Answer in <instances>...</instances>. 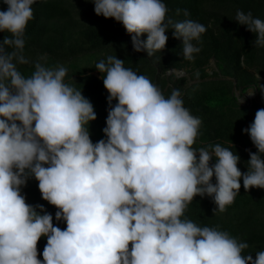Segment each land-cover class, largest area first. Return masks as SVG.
<instances>
[{"label": "clouds", "instance_id": "clouds-1", "mask_svg": "<svg viewBox=\"0 0 264 264\" xmlns=\"http://www.w3.org/2000/svg\"><path fill=\"white\" fill-rule=\"evenodd\" d=\"M35 2L2 0L7 7L0 10V32L7 33L0 41V264H264V250L253 258L245 254L247 242L185 216L197 196L212 198L214 213L225 211L241 180L246 192L264 189V108L243 130L257 152L249 151L242 173L230 148L193 147L202 121L184 107L180 89L165 96L108 55L95 64L108 109L104 138L93 143L89 125L97 115L82 91L65 82L68 69L47 65L46 54L25 55ZM88 2L98 17L123 25L137 53L163 52L169 31L182 41L184 60L201 50L206 26L173 20L163 0ZM235 22L255 34L253 46L264 47V20L237 10ZM248 95L258 97L257 89ZM32 179L57 209L56 225L44 205L26 202L22 189Z\"/></svg>", "mask_w": 264, "mask_h": 264}, {"label": "trees", "instance_id": "trees-1", "mask_svg": "<svg viewBox=\"0 0 264 264\" xmlns=\"http://www.w3.org/2000/svg\"><path fill=\"white\" fill-rule=\"evenodd\" d=\"M168 16L173 20L192 19L206 26V32L197 46L201 49L191 61L184 60L182 41L172 32L166 33L168 41L163 52L151 57L146 52L133 50L131 37L122 24L112 19L98 17L94 5L88 0H36L33 4L34 18L25 31V55L35 59L46 54L47 65L61 64L68 69L66 83H70L93 104L96 121L89 125L93 143L104 138L106 127L108 93L95 64L108 55H116L138 75L148 77L165 96L173 89H180L184 107L202 121L199 135L193 147H206L219 143L240 156L238 168L247 172L249 151L256 153L250 137L243 130L254 121L258 109L264 108V47L253 46L255 34L235 22L237 10L251 11L254 17L264 20V0H163ZM0 0V10H6ZM180 14L177 15V10ZM189 16L183 15L184 10ZM7 33L0 32V41ZM146 40L147 36L141 37ZM195 43V42H194ZM216 69L209 72L211 61ZM26 75L31 74L30 65L19 66ZM184 70L188 77L178 78L172 70ZM191 82V83H190ZM249 89H257L261 102L240 104L237 92L243 96ZM116 101H113L115 104ZM232 144L234 147H232ZM264 159V157H262ZM215 183V178H213ZM22 194L30 205L42 204L53 215L57 209L41 198L38 182L30 180ZM216 210L212 198L195 197L185 216L201 226H219L249 248L245 254L264 250V189L245 191L243 181L234 202L225 211ZM66 228V223L59 225ZM46 238L38 242V259Z\"/></svg>", "mask_w": 264, "mask_h": 264}, {"label": "rangeland", "instance_id": "rangeland-1", "mask_svg": "<svg viewBox=\"0 0 264 264\" xmlns=\"http://www.w3.org/2000/svg\"><path fill=\"white\" fill-rule=\"evenodd\" d=\"M216 69V66H215V62L212 60L211 61V64H210V67H209V69H208V71L209 72H211L212 73V71H214ZM173 73L178 77V78H182V77H188L189 78V74H188V72L187 71H184V70H182V71H180V70H174L173 71ZM172 74V72L170 71V72H168L167 73V75H171ZM255 91V89H250L245 95H241L240 94V92H237V95L239 96V101H240V98L242 97L243 98V100H244V102L242 103V104H245V105H248L249 103H251V102H255V101H257V102H261V100L257 97V95H256V97H250L249 98V93H251V92H254ZM262 102H264V101H262Z\"/></svg>", "mask_w": 264, "mask_h": 264}, {"label": "bare ground", "instance_id": "bare-ground-1", "mask_svg": "<svg viewBox=\"0 0 264 264\" xmlns=\"http://www.w3.org/2000/svg\"><path fill=\"white\" fill-rule=\"evenodd\" d=\"M251 97V96H250Z\"/></svg>", "mask_w": 264, "mask_h": 264}]
</instances>
